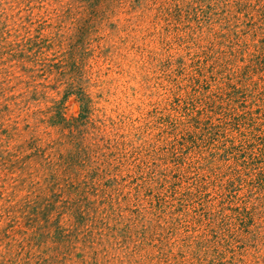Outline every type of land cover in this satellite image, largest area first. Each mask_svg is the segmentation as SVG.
<instances>
[{
    "label": "rangeland",
    "instance_id": "obj_1",
    "mask_svg": "<svg viewBox=\"0 0 264 264\" xmlns=\"http://www.w3.org/2000/svg\"><path fill=\"white\" fill-rule=\"evenodd\" d=\"M0 264H264V0H0Z\"/></svg>",
    "mask_w": 264,
    "mask_h": 264
}]
</instances>
